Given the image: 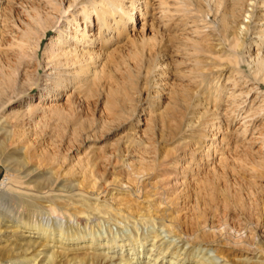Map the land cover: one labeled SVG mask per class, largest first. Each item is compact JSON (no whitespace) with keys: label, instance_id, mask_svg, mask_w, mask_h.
<instances>
[{"label":"rangeland","instance_id":"374dc122","mask_svg":"<svg viewBox=\"0 0 264 264\" xmlns=\"http://www.w3.org/2000/svg\"><path fill=\"white\" fill-rule=\"evenodd\" d=\"M212 1L0 0V200L18 221L0 252L32 240L73 258L88 245L135 239L146 253L154 236H166L161 224L174 227L180 217L184 228L198 203L224 242V264L264 260V73L254 65L264 55V0H227L235 9L229 28ZM99 4L110 7V20L86 22L83 12ZM73 17L97 38L79 46L97 62L88 91L65 85L72 75L63 65L61 76L46 66L52 43L65 46L75 31ZM52 104L60 110H47ZM46 182L56 203L85 213L82 223L27 204ZM23 189L21 202L10 198ZM62 227L70 235L63 241ZM246 234L249 251L229 245ZM71 235L84 237L82 248ZM201 248L192 247L191 259L209 257Z\"/></svg>","mask_w":264,"mask_h":264},{"label":"bare ground","instance_id":"6f19581e","mask_svg":"<svg viewBox=\"0 0 264 264\" xmlns=\"http://www.w3.org/2000/svg\"><path fill=\"white\" fill-rule=\"evenodd\" d=\"M103 1L109 2L110 0H103ZM103 1L101 0L100 3H103ZM212 2H214L216 11L218 9L217 11L218 13H220V10H222L221 21H223V23H225L229 28L230 23L232 22L230 20L234 18V13H235L234 6L228 5L227 0H213ZM93 7H97V6H93ZM109 8L110 7L106 8L103 7L102 4H99V7L96 9L94 8L86 9L83 12L85 21L91 22L92 17L95 15L97 16L98 19L102 21L101 22L102 24L107 23L110 20L107 11ZM113 15L114 14H112L111 17H113ZM132 19H134V15L132 16ZM73 20L77 21L75 24L76 28L74 32H71L70 37L68 39L69 41L66 42L67 46L66 45L64 46V44L60 40L54 41L51 46L52 49L50 50V53L46 58L47 60L46 66H49L50 71L55 72L56 76H61L63 75L64 72L60 71L59 67L63 65L64 67L69 69L67 73L69 75H72L70 79L71 82L65 83V85L68 86V84L70 83H74L75 85L78 84L77 88L79 87L81 90V88L84 87L88 91V89H91L89 85L92 86V84H88L89 88L87 87L88 88L87 89L85 87L87 85L83 83L89 81V78L91 81V77L96 76V71L93 72L92 65H96L97 62L94 60L95 55L91 54L92 51L85 53L84 49L80 48L79 46L82 45V47L91 48L92 44H88V43L90 41L93 42L96 41L97 38L90 39L94 37V34H90V31L88 30V26L85 25L83 28H79L80 24L78 23V18L73 17ZM259 33H264V26L259 30ZM95 53L97 55L98 52ZM81 59L86 60L87 64L82 66L80 61ZM263 61H264V55L262 53H259L254 59V63H255L254 65H256L255 68L256 74L258 75H262L261 73H264ZM59 79H61V77L59 78L57 77L55 80H52L53 82L55 81L53 84L55 85L53 87L55 90L62 87V83L60 82ZM97 80L99 81V79ZM95 84L96 82L95 83L93 82V87L97 86ZM47 110L58 112V110L60 109H57V106L55 104L54 105L52 104L47 108ZM142 163H144V161H142ZM143 167H144L143 169L145 170L148 169L146 165L145 166L143 165ZM38 188L40 191L39 193H41L39 195L36 194L26 195V192L28 191H25L23 189L22 191H16L19 193H12L10 198L13 201L21 202L22 199L20 198V196L26 195V198H28L27 204L34 205L35 203H38L40 209H42L44 204H48L47 207L50 208L49 211L52 213L50 214L52 218H55L54 220L60 223L66 222V225L70 224V226H74L73 224L75 221L78 224H80L82 223V221L80 220L85 219L84 217L86 216L84 215L85 213L80 212L77 213L78 215H73L69 213L70 211L67 209L68 208L67 204L61 205L56 203V198H53V194H50L51 193L50 191L52 190L51 182L50 183L46 182L43 186L39 184ZM13 189L16 190L17 188L13 187ZM173 200L174 199H172V202ZM193 205H194L193 207L194 213L193 215L188 216L189 218H186L185 227L182 228L183 220L180 217L177 219L178 220L177 225H175L174 227H169L164 224H161L160 226L162 233L166 234L165 237L168 239H166L165 237L161 238V235L154 236V239L159 238L160 240L157 242L155 239L153 243H149L150 245L149 247H147L146 253H144V249L146 248V247L144 248L145 243L138 241L136 245L135 243H132L135 242L134 239L131 241L124 240L122 243L118 245L115 244L112 245L109 243L104 250L98 249L99 246L96 245H92L91 248L89 249L90 246L87 243L88 245L87 253H85L83 256H75L73 258H70L69 254L67 253H64V255L62 253L59 254V252H57L55 249L50 248L49 246H43L41 242L25 240L24 242H17L10 244L7 248L2 249V251L0 252V256H1L0 263L3 264L2 262L5 261L4 264H224V262L226 261L224 256H222V252L220 249L221 243L224 242L217 241L214 225L213 226L208 225L209 223L208 218L205 216V214L208 212L207 209L200 207L198 203ZM2 206H3V202H1L0 200V231L3 232V229H5L6 232L3 235L0 234V238L1 237L6 238L7 234L12 233V231L9 232L8 229L14 228V226L11 224H18V221L16 223L14 218L8 214L7 207H2ZM36 213L37 216H39L43 214L44 211H39ZM32 214L34 216V213ZM145 217L146 216L142 218L145 219ZM157 218L158 217L152 219L155 220V225H157L156 222L159 220ZM58 222L52 221L53 226L56 225V223ZM21 224L22 222H20V225L17 226L18 231L24 228ZM29 225H30L29 227L32 228L33 230H39L41 233H43L45 236L44 238H46L47 240L51 238L50 234H52L51 233L52 230H49L48 228L45 227H41L37 224V222H33V221ZM208 229L209 231L206 232V230ZM65 230L66 229L63 227L60 230L62 234L64 233L63 234L64 236L61 239L62 241L66 236H70L69 234H67V232L66 233L64 232ZM13 232L15 233V235L20 234L19 232L16 233L15 230ZM20 232L22 233V231ZM31 234L32 233H29L28 235ZM62 234L60 235L62 236ZM172 235H174V237H172ZM72 237L74 236L71 235V239ZM83 238H84L83 236L79 235V236H75L72 239L73 241L76 242L75 245H77L79 249L82 248L81 247L82 245L80 244L86 242ZM58 241L60 243V240ZM45 242L47 243L48 241ZM204 242H207L206 244H208V247L201 248ZM130 245L131 247H129ZM229 245L236 249L243 248L247 251H249L248 249L250 247L254 246V244L252 243V236L248 234H246L245 236L236 237L235 241L232 242V244L230 243ZM192 247H195L197 249L201 248L202 250L206 251L205 254L206 253H211V254L208 255L209 257L205 259L202 258L203 259L202 261L200 260L194 261L193 258L191 259V253L193 251ZM40 249H43V251H41L37 255L33 254V252H38V250ZM210 258L211 260L208 261L207 259ZM33 259L37 260V262L32 263L34 262ZM240 259L242 264H264V260L252 261L248 257L246 258L241 257Z\"/></svg>","mask_w":264,"mask_h":264}]
</instances>
